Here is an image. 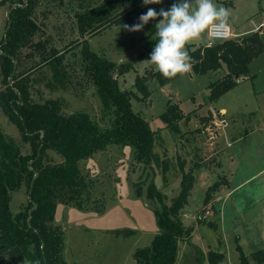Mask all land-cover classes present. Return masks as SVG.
<instances>
[{"label":"trees","instance_id":"16d2710c","mask_svg":"<svg viewBox=\"0 0 264 264\" xmlns=\"http://www.w3.org/2000/svg\"><path fill=\"white\" fill-rule=\"evenodd\" d=\"M4 2L11 11L0 44V110L15 125L21 139L6 134L0 124V264H73L64 257V231L55 222V214L59 203L85 210L97 201L91 192L94 183L82 173L80 161L111 144L130 145L136 162L150 165L155 175L156 168H169L168 160L155 150L162 128L152 129L133 110L135 91L120 87L116 77L128 72L132 63H117L89 44L90 36L110 27L138 23L136 19L147 12V5L143 0H1ZM79 46V69H75L64 62V52ZM152 51L148 45L138 58L148 59ZM187 51L194 74L226 69L223 77L209 84V99L215 101L249 76V64L264 51V43L260 32L255 31L212 45H187ZM44 67L51 70L52 88L72 85L77 70L91 81L103 104L104 125L87 111H66V101L61 97L43 98L38 73ZM181 75L165 78L155 68L145 69L134 85L148 98L149 81L165 86ZM36 91L42 100L34 97ZM191 114L169 100L160 117L165 127L180 133V122H189ZM50 151L61 160H52ZM194 169L183 172L181 190L171 205L163 203L162 194L155 189L154 181L151 183L149 197L150 192L155 193L162 202L155 211L160 230L150 245L135 251L136 264H174L178 240L193 231L184 226L180 210L188 202ZM224 184L225 179L211 185L204 204ZM22 187L27 195L25 202L13 210L14 195ZM35 204L28 222L29 210ZM209 224L216 228V224ZM236 241L240 264H264V248L247 255L238 237ZM223 259V252L208 253L210 264Z\"/></svg>","mask_w":264,"mask_h":264},{"label":"rangeland","instance_id":"374dc122","mask_svg":"<svg viewBox=\"0 0 264 264\" xmlns=\"http://www.w3.org/2000/svg\"><path fill=\"white\" fill-rule=\"evenodd\" d=\"M174 2L177 0H162L146 7L159 12L161 8L169 9ZM214 3L230 10L228 23L233 28L236 15L244 18L246 11L254 23L264 17V0H214ZM7 11L8 2L0 0V44L6 33ZM158 19L162 18L150 21L139 32L110 27L90 36L89 44L117 63H132L128 72L116 77L120 87L135 91L133 110L139 112L152 129L162 128L155 150L168 160L169 168L166 171L156 168L154 183L163 196V203L171 205L181 190L183 172L195 168L188 202L180 210L184 226L193 231L178 240L174 264H210L209 251L223 252L224 259L219 264H240L237 237L247 255L264 248V67L257 80L242 78L215 101L209 99V84L223 77L225 68L205 74H194L190 69L165 86H159L156 80L149 81L150 95L144 98L134 85L135 79L143 75L145 69L156 67L148 61L150 58L139 59L138 56L148 45L154 49L157 38L153 27ZM136 20L139 23V19ZM262 26L264 43V24ZM210 42L218 41L212 40L206 31L187 45ZM80 48L64 52V62L75 69H79ZM260 63V67L264 66V51L253 69H258ZM40 71L43 98L61 97L66 101V111L84 110L97 122L101 120V98L92 82L81 77L79 70L75 72L77 77L72 79L73 84L67 88L50 87L51 70L44 67ZM39 94L36 91L34 97L42 100ZM169 100L177 103L184 113L192 112L189 122H180V133L165 127L160 117ZM0 124L6 134L21 139L15 125L1 110ZM99 124L104 125L103 120ZM238 134L242 138L233 142ZM49 157L57 162L61 160L52 151ZM137 165L133 147L117 144L80 161L82 173L94 183L91 192L97 201L85 210L63 203L57 205L55 222L64 231L63 253L68 262L136 264L135 251L151 244L160 229L155 211L142 199V182L133 181ZM224 179L227 184L221 185L204 204L208 188ZM150 194V198L155 197V193ZM26 196L25 187L15 193L13 210L25 202ZM211 222L216 228L209 224Z\"/></svg>","mask_w":264,"mask_h":264},{"label":"clouds","instance_id":"9594fccd","mask_svg":"<svg viewBox=\"0 0 264 264\" xmlns=\"http://www.w3.org/2000/svg\"><path fill=\"white\" fill-rule=\"evenodd\" d=\"M162 0H143L144 5L159 4ZM230 10L217 5L214 0H177L167 10L161 8L157 12L149 8L139 16V23L123 24L130 32L142 31L145 25L157 20L155 25L156 41L148 60L155 65L165 78H174L178 74L187 73L191 68V56L186 45L210 31L215 36L226 33L229 29Z\"/></svg>","mask_w":264,"mask_h":264},{"label":"crops","instance_id":"0c3cea01","mask_svg":"<svg viewBox=\"0 0 264 264\" xmlns=\"http://www.w3.org/2000/svg\"><path fill=\"white\" fill-rule=\"evenodd\" d=\"M237 4V3H236ZM236 8H237V6H236ZM250 13H248L247 11H246V14L244 15V18H239L237 15H236V27H232L231 26V30H232V38L233 39H238V38H240V37H243V36H245V35H248V34H251V33H253V32H255V31H259L260 32V34H261V37H263V24H264V17H263V15H261V17H263L261 20H259V22H257V23H254L252 20H251V16H248ZM242 16V15H241ZM248 16V17H247ZM230 25V24H229ZM209 45V44H208ZM263 53V52H262ZM262 53L259 55V56H257L256 58H254L251 62H250V64H249V76H247V78L248 77H251V75H252V77L251 78H253L254 80H257L258 79V76H259V74H260V72L261 71H263V67L264 66H261L260 67V65H262V63H260L257 67H258V69L256 68V69H253V65L255 64V62H256V60H259V58L261 57V55H262ZM260 67V68H259ZM226 108V107H225ZM228 111V110H227ZM242 138V135L241 134H238V135H236V137H234L233 139H232V141L233 142H235V141H238L239 139H241ZM231 141V142H232ZM231 142H230V144H231Z\"/></svg>","mask_w":264,"mask_h":264},{"label":"water","instance_id":"95a60500","mask_svg":"<svg viewBox=\"0 0 264 264\" xmlns=\"http://www.w3.org/2000/svg\"><path fill=\"white\" fill-rule=\"evenodd\" d=\"M16 6L17 5L15 4L13 6V8H15ZM10 11H11L10 9L7 11L8 21L10 19ZM5 36H6V33H5ZM140 175H142V177H141V179L138 180L137 177ZM36 176H37V173H35L34 177H36ZM154 178H155V172H154L153 168L144 162H139L135 172L133 173V179H134L133 181H134V183H136L138 181L142 182L141 183L142 199H143V201L147 207L156 211V210L160 209V202L156 197H154V198L149 197V187H150L151 183L154 181ZM36 207H37V205L35 204L33 206V208H31L29 210L28 222H30L32 210L35 209Z\"/></svg>","mask_w":264,"mask_h":264},{"label":"built area","instance_id":"2783aa9c","mask_svg":"<svg viewBox=\"0 0 264 264\" xmlns=\"http://www.w3.org/2000/svg\"><path fill=\"white\" fill-rule=\"evenodd\" d=\"M209 36L212 40H216V41H225L228 39L232 38V30H231V26L229 25V29L226 33L220 35V36H215L213 35L210 31H209ZM215 42H210L209 45L214 44Z\"/></svg>","mask_w":264,"mask_h":264}]
</instances>
